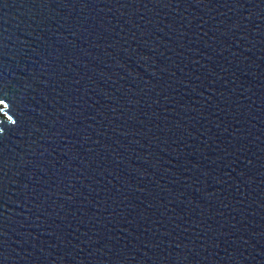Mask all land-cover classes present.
Here are the masks:
<instances>
[{
	"label": "water",
	"instance_id": "95a60500",
	"mask_svg": "<svg viewBox=\"0 0 264 264\" xmlns=\"http://www.w3.org/2000/svg\"><path fill=\"white\" fill-rule=\"evenodd\" d=\"M0 97V264H264V0H0Z\"/></svg>",
	"mask_w": 264,
	"mask_h": 264
},
{
	"label": "snow or ice",
	"instance_id": "6c2138e0",
	"mask_svg": "<svg viewBox=\"0 0 264 264\" xmlns=\"http://www.w3.org/2000/svg\"><path fill=\"white\" fill-rule=\"evenodd\" d=\"M11 102L7 97H0V112L3 113V115L6 117L8 121H12V123H15L13 120V117L8 114L7 111H4V109H8L9 111L11 110ZM0 124H3V121H0ZM2 131V129H0Z\"/></svg>",
	"mask_w": 264,
	"mask_h": 264
},
{
	"label": "rangeland",
	"instance_id": "374dc122",
	"mask_svg": "<svg viewBox=\"0 0 264 264\" xmlns=\"http://www.w3.org/2000/svg\"><path fill=\"white\" fill-rule=\"evenodd\" d=\"M0 118H5V116L0 112Z\"/></svg>",
	"mask_w": 264,
	"mask_h": 264
},
{
	"label": "bare ground",
	"instance_id": "6f19581e",
	"mask_svg": "<svg viewBox=\"0 0 264 264\" xmlns=\"http://www.w3.org/2000/svg\"><path fill=\"white\" fill-rule=\"evenodd\" d=\"M0 119H3V118H0ZM1 121V120H0ZM0 132H2V131H0Z\"/></svg>",
	"mask_w": 264,
	"mask_h": 264
}]
</instances>
